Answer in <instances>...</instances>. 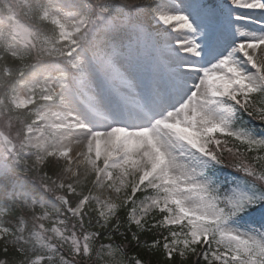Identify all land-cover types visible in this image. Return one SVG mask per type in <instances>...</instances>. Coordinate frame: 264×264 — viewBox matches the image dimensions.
Returning a JSON list of instances; mask_svg holds the SVG:
<instances>
[{
	"label": "snow or ice",
	"instance_id": "snow-or-ice-1",
	"mask_svg": "<svg viewBox=\"0 0 264 264\" xmlns=\"http://www.w3.org/2000/svg\"><path fill=\"white\" fill-rule=\"evenodd\" d=\"M71 7L6 93L0 264H264V0Z\"/></svg>",
	"mask_w": 264,
	"mask_h": 264
},
{
	"label": "rangeland",
	"instance_id": "rangeland-1",
	"mask_svg": "<svg viewBox=\"0 0 264 264\" xmlns=\"http://www.w3.org/2000/svg\"><path fill=\"white\" fill-rule=\"evenodd\" d=\"M14 1H16L17 3L16 7L18 8L14 10V15L12 14L10 17L11 20H13V25L8 28V27H3V25L0 24L1 26L0 27V40H2L5 43L6 49L7 51L10 52V54L17 51L15 50L16 49L15 44H18L20 48H23L26 51L30 49L32 51V54L34 55V58H36V55L38 54L37 50L33 49L29 44L25 43L31 31H30L29 25L24 20L26 18V14L24 12H19L20 9H25L29 17L34 16V17H37V19L39 17L40 8H46V9L51 10L52 14L55 16H60L68 20L74 19V17L72 16H65L66 13L73 11L70 2L67 0H46L45 3L42 4V7L39 5L40 3L38 0H14ZM30 3H33L32 8H31ZM33 8H35V10ZM6 28L8 29L5 30ZM36 36L37 35H35L34 37L40 44L43 41V39L47 37L45 36V34H41L38 38ZM48 38H51V37H48ZM11 43H13V45ZM33 71L34 69H31L29 72H26L23 76L18 77L17 81L31 79ZM21 91H23V89H21ZM4 113H5V107L0 109V129L8 131V129L6 128V122L9 116L15 117V115H13L9 111L7 112V114H4ZM17 124L19 123L17 122L16 127H14L11 131L13 132L16 131V128L19 127ZM2 152H3L2 148L0 147V154H2ZM18 213L20 212H17L16 215ZM23 215H27V212L23 213ZM30 227H31V222H30ZM12 256L14 255L12 254Z\"/></svg>",
	"mask_w": 264,
	"mask_h": 264
},
{
	"label": "trees",
	"instance_id": "trees-1",
	"mask_svg": "<svg viewBox=\"0 0 264 264\" xmlns=\"http://www.w3.org/2000/svg\"><path fill=\"white\" fill-rule=\"evenodd\" d=\"M70 1H71L72 3L74 2V0H70ZM45 28H47V27H45ZM47 29H48V28H47ZM47 29H44V30L47 31ZM49 30H50V29H49ZM21 56L24 57V60H25L26 62L30 60V54L27 53V52L22 53ZM1 60H2V59H0V72H1V74H2V63H1L2 61H1ZM0 219H4L5 221H7V220H12L13 223H15V218H14V217H3V218H0ZM28 226H29V225H28ZM29 227H30V226H29ZM0 243L2 244L3 241H1ZM12 254H13L17 259L20 258L19 255H18V254L14 251V249L11 247V249H9V252H8V256H9L10 259H11V257H13ZM129 254L131 255V250H130ZM139 254H140V257H141L142 259H147V258H148L147 254H146L145 252H142V251H141ZM0 258H3V252H2L1 246H0ZM152 259L155 260L156 257H152ZM178 260H179V257L177 256V257H176V260L174 261V264H176V261H178ZM187 264H191V261L189 260V261L187 262Z\"/></svg>",
	"mask_w": 264,
	"mask_h": 264
},
{
	"label": "bare ground",
	"instance_id": "bare-ground-1",
	"mask_svg": "<svg viewBox=\"0 0 264 264\" xmlns=\"http://www.w3.org/2000/svg\"><path fill=\"white\" fill-rule=\"evenodd\" d=\"M27 219H30V216L28 215Z\"/></svg>",
	"mask_w": 264,
	"mask_h": 264
}]
</instances>
